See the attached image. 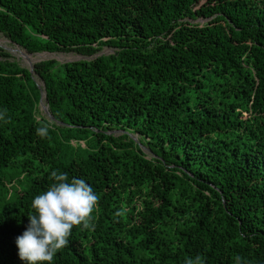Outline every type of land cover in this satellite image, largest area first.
Segmentation results:
<instances>
[{"label":"trees","instance_id":"16d2710c","mask_svg":"<svg viewBox=\"0 0 264 264\" xmlns=\"http://www.w3.org/2000/svg\"><path fill=\"white\" fill-rule=\"evenodd\" d=\"M0 35L86 57L0 47V264L52 169L98 194L53 264H264V0H0Z\"/></svg>","mask_w":264,"mask_h":264},{"label":"clouds","instance_id":"9594fccd","mask_svg":"<svg viewBox=\"0 0 264 264\" xmlns=\"http://www.w3.org/2000/svg\"><path fill=\"white\" fill-rule=\"evenodd\" d=\"M36 134L43 137L48 126H39ZM52 179L47 188L31 199L24 230L15 237L17 255L26 264H53L57 251L68 243L74 226L82 230L94 228L92 213L98 194L84 179L71 177L58 169L49 172ZM183 264H203L199 256L187 257ZM234 264H241L237 255Z\"/></svg>","mask_w":264,"mask_h":264},{"label":"rangeland","instance_id":"374dc122","mask_svg":"<svg viewBox=\"0 0 264 264\" xmlns=\"http://www.w3.org/2000/svg\"><path fill=\"white\" fill-rule=\"evenodd\" d=\"M195 21H199V19H196ZM0 47L3 48L4 50H6L10 54L9 60H15L19 63V65H21L22 67H27V68H29V66L35 62H38L40 60H45V59H55L59 62H65V61H72V60H78V59L86 58V57L81 56L79 54H76L74 52H54V53L40 52V53L29 54V53L25 52L24 50L20 49L19 47L11 44L7 38H5L1 35H0ZM109 52H111V49L104 47L100 51H98L97 53L98 54H106ZM23 57H26V59ZM42 102L44 103L43 99H42ZM38 109L40 110L41 115L47 116L46 113L43 111L42 106L40 104H38ZM118 133H120V132L113 131L114 135H117ZM132 137L136 138V135L132 134ZM143 149L145 151L147 150L145 147H143Z\"/></svg>","mask_w":264,"mask_h":264},{"label":"water","instance_id":"95a60500","mask_svg":"<svg viewBox=\"0 0 264 264\" xmlns=\"http://www.w3.org/2000/svg\"><path fill=\"white\" fill-rule=\"evenodd\" d=\"M29 71L32 73V65L29 66ZM42 99H43V90H41V95H40V98H39V104L42 106V109L43 111L46 113V115L50 118V119H53V117L51 116V114L48 112L47 110V106L46 104H44L42 102Z\"/></svg>","mask_w":264,"mask_h":264},{"label":"bare ground","instance_id":"6f19581e","mask_svg":"<svg viewBox=\"0 0 264 264\" xmlns=\"http://www.w3.org/2000/svg\"><path fill=\"white\" fill-rule=\"evenodd\" d=\"M5 45H6V44H5ZM5 45H4V46H5ZM8 48H9V47H8ZM39 55H40V54H39ZM42 57H43V56H42ZM42 57H41V58H42ZM45 57H46V56H45ZM23 58H25V59H26V57H23ZM38 58H39V57H38ZM29 59H30V58H29ZM35 59H36V58H35ZM30 60H31V59H30ZM33 60H34V59H33ZM37 60H38V59H37Z\"/></svg>","mask_w":264,"mask_h":264}]
</instances>
